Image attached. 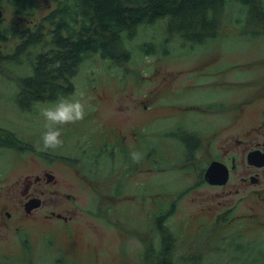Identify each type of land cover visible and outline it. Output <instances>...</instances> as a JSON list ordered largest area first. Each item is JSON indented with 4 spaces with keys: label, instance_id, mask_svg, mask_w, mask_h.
Listing matches in <instances>:
<instances>
[{
    "label": "rangeland",
    "instance_id": "rangeland-1",
    "mask_svg": "<svg viewBox=\"0 0 264 264\" xmlns=\"http://www.w3.org/2000/svg\"><path fill=\"white\" fill-rule=\"evenodd\" d=\"M32 3L37 4L38 9L33 17L27 18L19 17L12 6L7 7L0 27L14 30L33 24L55 6L53 0H34ZM242 8L235 4L226 6L216 27L218 34L203 42L192 44L174 40L166 43L168 48L164 53L162 43L165 44L166 31L157 22L140 26L138 33L127 42L132 51L129 61L118 57L110 61L94 55L82 64L74 80L73 92L67 97L79 99L83 94L84 119L62 127V147L41 151L48 159H57L60 163L30 160L29 155L35 154L28 151L31 144L38 150L42 133L46 131L40 109L51 107L57 100L38 102L33 109L26 110L13 97L17 78L12 75L13 83L0 73V125L17 138L16 142L8 143L0 137V264H141L142 252L147 245L156 246L162 239L170 238H173L175 260H182V254L197 252L200 256L195 262L198 264H221L231 259H237L239 264H264V254L239 255L235 250H240L239 242L255 243L260 250L264 249V196L258 194L264 188L236 193L231 184L203 183L199 172L208 163L198 152L209 159L212 146L218 147L228 133L238 132L236 123L245 126L255 116L259 118L264 108V100L254 106H245V113L238 112L242 116L240 119L232 118L229 125L220 126H232L229 131L217 135L212 131L210 136V128H216V122L224 124L225 117V113H219L218 119L208 113L210 104L221 101L215 98L222 94L214 92L224 89L215 81L213 70L232 67L226 83L229 86L225 89L229 101L226 108L218 111L224 112L231 101L243 99L241 92L230 95L233 85L245 82L251 78V73L256 75L264 68V26L252 22L255 17L249 20L250 12ZM148 41L158 44V53L146 54L136 46ZM15 42L14 39L9 42L0 39V49L11 52ZM243 64L255 71H249L246 77L238 71ZM193 102L201 104L207 111L187 110L183 115L177 109L180 104ZM161 116L168 124L161 129L154 128ZM182 121L190 127L200 128V136L206 141L213 139L211 146H198V152L189 151L182 157L176 150L180 149L176 136L162 140L159 135L154 145H159L158 154L162 155H153L152 161H146L143 141L140 166L145 170L127 178L120 196V188L115 184L123 171L119 168L120 161L114 160L115 156L105 166L97 164L93 167L97 175L94 182L79 181L75 176L78 173L59 160H70L82 153L87 161L78 168L88 170L87 163L94 154L92 144L100 142L102 137H116L120 129L129 134L132 128L138 132L150 128L153 141L161 130H168ZM192 138L190 133L184 136L187 143H191ZM198 142H201L200 138ZM84 147L88 148L84 151ZM100 159L107 160L104 156H99ZM156 160L160 161L157 163ZM45 169L57 174V183L49 188H58L63 201L40 206L41 200L36 198L28 211L40 207L33 216H24V206L12 199H20L21 190L7 189L9 181L17 172L35 176ZM142 182L143 186L136 184ZM182 190L183 194H180ZM69 192L78 202L77 207L66 196ZM224 200L228 202L225 204ZM168 206L173 210L164 216L162 223L160 208ZM51 208L63 213V218L57 213L59 217L56 214L48 219L45 215ZM228 208H232L230 216L225 215ZM7 209L11 212L10 217L6 215ZM231 216L230 222L215 221V217L228 219ZM17 226L24 233L21 244ZM192 263L185 261L184 264Z\"/></svg>",
    "mask_w": 264,
    "mask_h": 264
},
{
    "label": "trees",
    "instance_id": "trees-1",
    "mask_svg": "<svg viewBox=\"0 0 264 264\" xmlns=\"http://www.w3.org/2000/svg\"><path fill=\"white\" fill-rule=\"evenodd\" d=\"M6 1L21 18L33 17L38 9L37 4L32 3L34 0H0V5L3 2L7 4ZM55 1V7L33 24L14 30L0 27L1 40L8 42L11 36L18 38L13 52L0 51V73L12 82L13 76L17 78V84L13 82V97L26 110L33 109L38 102L69 96L73 92L77 72L94 55L110 61L117 57L129 61L132 51L127 42L133 39L142 25L159 22L164 28V53L168 48L167 42L177 40L194 44L216 36L219 18L230 4L243 7L251 14V17L247 15L249 20L255 17L252 22L264 26V0ZM161 20L166 22L162 24ZM136 46L146 54L158 53V44L154 41L139 42ZM0 137L8 143L17 141L15 135L2 126ZM110 155L103 154L109 158ZM110 160L102 159L105 163ZM130 164L128 158L122 159L123 167ZM172 239H162L156 246L147 245L142 252L141 264H177L178 261L180 264L185 261L198 264L195 262L200 256L196 255L197 252L182 254V260H175ZM245 243L239 242L240 250L235 248L237 254H264V249L260 250L255 243ZM221 264H239V261L231 259Z\"/></svg>",
    "mask_w": 264,
    "mask_h": 264
},
{
    "label": "flooded vegetation",
    "instance_id": "flooded-vegetation-1",
    "mask_svg": "<svg viewBox=\"0 0 264 264\" xmlns=\"http://www.w3.org/2000/svg\"><path fill=\"white\" fill-rule=\"evenodd\" d=\"M55 5L56 1L53 0ZM3 2L0 5V9L2 11V15L0 16V26L2 24V21L5 18V9L7 7L11 8V4L6 1ZM13 7V6H12ZM55 7V6H54ZM52 7V8H54ZM51 8V9H52ZM1 39V38H0ZM12 39L16 40L13 50H15L18 38L11 36L10 40ZM8 41V42H9ZM0 51L3 52L2 49ZM7 52V53H11ZM232 67H223V69L220 70H213L214 73L213 75L215 76V81L219 84H222V87L224 89H219L215 91V94H222V96H216L215 99H220V102H215L213 104H210V112L212 115H214L216 118L218 117L219 113H225L224 117V124L223 123H218L217 127L210 128V136L213 131V135H217L219 132L221 133L222 131H229L231 127H223L224 125H229L232 122V118L240 119V116L238 114L239 110H242L241 113H245V110L243 111V108L245 106H254V104H259L261 101L264 100V68H261L258 70V73L256 75H253L251 73V78H247L245 82H238L239 84L233 85L231 93H237L241 92V96L243 99L238 102V101H231L230 107L227 108L224 112H218L219 110H223L226 108V102L229 101L227 100L229 96L228 92L225 90L227 89L229 85L227 83V78L230 76L229 74V69ZM238 71L240 73H243L248 76L249 71H255L253 69L246 68V64H243L240 68H238ZM219 78H222L219 81ZM237 83L236 81H234ZM177 96V95H176ZM239 96V95H237ZM175 107V105H174ZM181 113L187 112L188 111H207V108L202 107L201 104L197 102L193 103H186L184 105H179L177 107ZM167 114V113H166ZM165 114V115H166ZM179 117V114L176 115ZM259 118L255 116L254 118L250 119L249 122L245 125L242 126L238 123H236V127L238 129V134L235 133H228L222 141L219 143L218 147H213L210 149V158L207 159V155L205 154L204 156L201 155V152L197 151L198 146H203V145H210L212 143L213 139H210L208 141L205 140V138H202L200 135L202 131L200 128H193L185 123L184 121L175 124L168 130H161L158 135L153 139L152 141V136L150 135L149 129H143L141 132H138L137 129L132 128V131H129V134H125L123 132V129L119 130V133L117 136L113 137L112 135H107L105 137H102V140L97 143L92 144V150L94 152L93 156L89 159L87 166L89 167L88 170H81L78 168L80 165L86 164L87 158L85 155L80 156H73L71 159H66V158H59L64 163L69 164V169L74 170L76 174L75 175L79 181H87V182H94L93 179L97 177L95 171L93 170V167H95L97 164L99 166L103 167L105 166V162L100 159L98 160L99 156H103L104 153H109L113 154L112 156L110 155V158L108 156L106 157L108 160H110L112 157H116L114 160H119L120 161V167L122 169V174L120 175L121 177L116 178V184L115 186H118L120 188L119 191V196L122 194V184L127 182V178L130 177L131 174L137 171H141V174L144 172V168H141V164L139 160L138 163H134L130 157V153L136 152L142 155L141 151V145L143 144L144 141V149L146 150L145 154V160L146 161H152V156L157 155L161 156L162 154H158L159 152V145L155 144L154 141L159 139V135L162 136V140L164 138H167L171 135L176 136L177 139H179L180 144L178 148V154L182 155V157L185 156L189 151H196L200 154L202 159H206V163L208 165L204 168L201 167L199 172L201 179L203 180V183H209L213 186H226L228 184H231V187L234 189L232 191L236 193H241L242 190H245L247 192H250L252 190H257L264 188V108L261 110L259 113ZM218 119V118H217ZM167 119H164L163 116H161V119L157 122V126L154 128H163L166 127L168 122H166ZM1 126V125H0ZM221 126V127H220ZM4 127V126H2ZM5 128V127H4ZM152 128V130H156ZM158 129V130H159ZM242 130L243 132H241ZM190 133L192 135V140L191 143H187L184 139V136ZM212 135V136H213ZM140 137H144L142 140H139ZM200 138L201 142H198V139ZM76 147H79V144L75 145ZM75 148V147H74ZM88 147H84V151ZM77 149V148H75ZM29 153H34L35 155L30 157L31 159H42L46 163H60L58 160H51L48 159L45 154H43L41 151H38L36 148H34L31 144V149L28 150ZM82 151V152H84ZM124 156V157H123ZM179 156V155H178ZM186 157V156H185ZM128 160L130 161V166L128 167H123L122 164V159L123 160ZM166 160V159H165ZM163 161V163L165 162ZM160 160H156L158 163ZM184 161V160H183ZM186 162L187 158L185 159ZM193 162V161H192ZM213 163L214 169H213V177L217 180H224L223 182L219 183H211L209 182L206 178V172L209 168V166ZM225 174L227 181H225ZM57 174L53 172L50 169H45L42 173L36 174L33 176L30 173H27V175H22L19 172L9 181V185L7 186V189H15V190H21L20 194V199L12 198L16 202H20V205H23L25 208L24 216H33L36 210L40 206H44L48 202H56L61 204L62 203V197H61V192L58 188H52L50 189V186H53L55 183H57V179L55 178ZM58 178V176H57ZM125 180V182H124ZM139 186L143 185L142 183H136ZM261 186V187H260ZM148 186L146 185V188ZM264 191V190H261ZM261 191L258 192V194L263 198L264 193ZM140 194H143L141 191ZM146 194V192H145ZM180 194H183V190L180 192ZM66 196L70 198V201H73L75 206H78V202L75 200V198L72 196V193H66ZM38 199L40 198V206L32 208L30 211H28V207L32 202L33 199ZM228 200H224V203L226 204ZM169 205V204H167ZM212 208V207H211ZM173 210V207H167V208H160V215L162 216V220L164 219V216L167 214L169 215ZM232 210V208L226 209L225 215H232V212L229 213ZM49 213H47L45 216L50 219L56 216V214H60V216L63 218V213L61 212H56L54 209H49ZM158 213V214H159ZM57 214L56 217H59ZM156 214V215H158ZM6 215L8 217L11 216L10 210H6ZM232 219V216L229 217L228 219H218L215 217V221L220 220V221H227L230 222ZM65 221H69L68 218L64 219ZM3 223V222H1ZM17 231H18V236H19V242L20 244L22 243L21 235H24V233L20 230V226H17ZM16 233V232H15ZM17 234V233H16ZM5 238V236H2ZM24 241V240H23ZM3 244V242H1Z\"/></svg>",
    "mask_w": 264,
    "mask_h": 264
},
{
    "label": "clouds",
    "instance_id": "clouds-1",
    "mask_svg": "<svg viewBox=\"0 0 264 264\" xmlns=\"http://www.w3.org/2000/svg\"><path fill=\"white\" fill-rule=\"evenodd\" d=\"M56 66L59 67L58 64ZM82 100V93L79 99L60 96L51 107L40 109V115L45 121L46 131L42 133L41 144L37 146L38 150H56L63 146V140L61 139L62 127L75 124L84 119L86 103ZM130 157L134 163H138L141 159V155L136 152L130 153Z\"/></svg>",
    "mask_w": 264,
    "mask_h": 264
},
{
    "label": "water",
    "instance_id": "water-1",
    "mask_svg": "<svg viewBox=\"0 0 264 264\" xmlns=\"http://www.w3.org/2000/svg\"><path fill=\"white\" fill-rule=\"evenodd\" d=\"M2 15V11H1V9H0V16ZM213 169H214V165H213V163L209 166V168H208V170H207V172H206V175H205V178L209 181V182H211V183H219V182H223L224 180H217V179H215L214 177H213ZM227 176H226V174H225V178H226ZM225 181H227V178L225 179ZM40 200V199H39ZM36 200L35 199H33L31 202L32 203H34ZM39 202V201H38ZM38 202H37V204H38ZM40 203V202H39ZM35 205V204H34ZM27 207H30V206H28L27 205Z\"/></svg>",
    "mask_w": 264,
    "mask_h": 264
}]
</instances>
